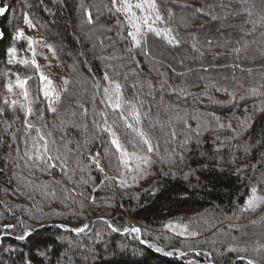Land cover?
Returning <instances> with one entry per match:
<instances>
[{"label":"trees","instance_id":"16d2710c","mask_svg":"<svg viewBox=\"0 0 264 264\" xmlns=\"http://www.w3.org/2000/svg\"><path fill=\"white\" fill-rule=\"evenodd\" d=\"M118 1L0 0V264H264V0Z\"/></svg>","mask_w":264,"mask_h":264},{"label":"snow or ice","instance_id":"6c2138e0","mask_svg":"<svg viewBox=\"0 0 264 264\" xmlns=\"http://www.w3.org/2000/svg\"><path fill=\"white\" fill-rule=\"evenodd\" d=\"M114 3H115V0H114ZM145 3L147 4V8L149 10H151V11H155L156 10V4H155L154 0H145ZM145 3H136L135 5H133L131 3H128V0H124L123 6L116 8V11H118V12H121V11L125 12V14H126V16L128 18L129 25L134 29V31L129 32V35L132 37V40H133L135 46H139L141 44V39L146 35V33L142 32L141 25H140V23H138V21L141 20V19L143 20V24L147 27V32L154 33L157 37L163 36V38L165 40H167V42L169 44H173L174 43L173 38H169V36L167 34H165L164 32H162L160 30H158L155 27H152L148 23V21H149V17L148 16H144L142 18L141 17H137L136 14L131 11V9L133 7L141 9V11H143L144 8H145ZM7 10L8 9L6 7H0V15H4L7 12ZM89 18H90V16H89ZM161 19H162L161 16L156 15L155 20H161ZM25 23L27 25H29V26H32L31 25V21L28 19L27 16H25ZM2 35H3V33L0 32V36H2ZM14 38L15 39H22L23 38V39H27V40L31 41L30 37H25L24 36L23 30H18L17 33H16V36ZM178 43H179V41H175V44H178ZM8 53H9L10 57H14L15 49L14 48L8 49ZM20 62L24 63V64L28 63V61H26V60L25 61H20ZM8 63H13V59L10 58L8 60ZM31 63L33 65H36L35 59H33L31 61ZM36 66L39 67L38 65H36ZM104 79L105 80L109 79L107 74L105 75ZM40 80H41L42 83H44V88L42 89L44 97L50 98L53 95V92H54L53 82L50 79H48V77H46L43 74H41ZM65 83H67V81H65ZM25 84H26V81H22V80L19 79V77H17V86L18 87L24 88ZM50 89H52V91H50ZM11 90H12L11 85H9V91H11ZM115 92L117 94V99H116L115 103H112V96L109 95V89L108 88L104 89V93L107 96L108 101L112 105V107L114 109H120L121 108V99H122V97L120 96V85L119 84L115 85ZM24 96L25 97L28 96L27 90L24 91ZM57 99H58V97H57ZM5 103H7V101H5ZM13 104H15V102H13ZM20 107L24 108L25 106L24 105H20ZM49 110L52 111L53 113L56 112V108L51 107V100H50V103H49ZM0 111H2V110H0ZM32 111H33L32 108H30V107L27 108V113L29 115L32 113ZM121 115L123 116V113H121ZM41 119H42V117H41ZM136 120L139 123V114L136 115ZM26 126L29 129H31L33 127V125L30 124V123H26ZM126 126L128 128H132L133 131L136 132L137 136L140 137L141 143L147 147V151L148 152L153 151V146H152L150 140L146 138L145 133L143 131H141L140 129L133 128L132 124H127ZM36 131H37V133H39L40 129H36ZM108 131L110 132L111 136L113 137V139L111 140V143L115 146L116 150L120 153L121 162L124 163L125 166H127L128 160L130 158L131 159L142 160L144 164H149L150 163V160L147 157H137L136 153H131V154L128 153L126 151V149L124 148V146L121 144V142H120L119 138L117 137L116 133L114 131H111V129H108ZM39 139L40 140H44V137L43 136H39ZM132 143H133V146L135 147L136 146L135 142H132ZM42 148H43V152L46 154L48 152L47 141L44 142V144L42 145ZM38 158L41 159V160H44V156L43 155L39 156ZM47 159L50 160V159H52V157L48 156ZM57 159H59V157H57ZM139 168H140V164L137 163V170H139ZM122 186H123V182H122ZM256 191H257V189L254 187L252 189V192L255 194ZM260 203H264V197H257L255 195H253V197L251 199H249V201L247 202V209H245V210H248V209L254 210ZM85 227H87V226L85 225ZM72 230L79 232V231H83L84 229L83 228H77V229H72ZM125 231H127V229H125ZM132 231L139 232L140 230L138 228H133ZM181 234H183V233H181ZM25 235H27V233H25ZM191 235H196V233H192ZM23 238L24 237H20V239H23ZM156 251L160 252V251H163V249L157 248ZM165 254L170 256L173 253L172 252H168V253H165ZM238 259L239 260H243L244 257H238ZM248 264H254V262L249 260Z\"/></svg>","mask_w":264,"mask_h":264},{"label":"rangeland","instance_id":"374dc122","mask_svg":"<svg viewBox=\"0 0 264 264\" xmlns=\"http://www.w3.org/2000/svg\"><path fill=\"white\" fill-rule=\"evenodd\" d=\"M118 2L120 3V5H121V7H122V6H123V3H124V0H120V1H118ZM128 3H131V4L134 5V4H136V0H128ZM132 9H136V8L133 7ZM132 9H131V10H132ZM134 13L136 14L137 17H140V16H139V15H140V14H139L140 12H139L138 9L135 10ZM138 23H140L141 28H143V25H144V24H143L142 19L139 20ZM19 30H23V33H24V36H25V37H30V38H31L30 43L34 46V44H33V40L35 41L34 36H33L34 34H33L31 31L24 30V29H21V28H20ZM32 49H34V48H32ZM34 50H35V49H34ZM34 50H33V51H34ZM42 74H43V73H42ZM43 75H44V74H43Z\"/></svg>","mask_w":264,"mask_h":264},{"label":"water","instance_id":"95a60500","mask_svg":"<svg viewBox=\"0 0 264 264\" xmlns=\"http://www.w3.org/2000/svg\"><path fill=\"white\" fill-rule=\"evenodd\" d=\"M1 7V6H0ZM5 15V14H4ZM4 15H0V17L4 16ZM2 39V36H0V40Z\"/></svg>","mask_w":264,"mask_h":264}]
</instances>
